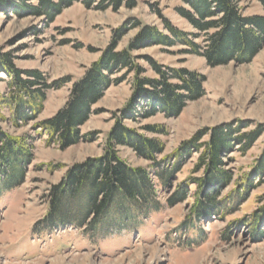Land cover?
Instances as JSON below:
<instances>
[{
	"label": "rangeland",
	"instance_id": "rangeland-1",
	"mask_svg": "<svg viewBox=\"0 0 264 264\" xmlns=\"http://www.w3.org/2000/svg\"><path fill=\"white\" fill-rule=\"evenodd\" d=\"M135 1L134 8L122 5L116 11L87 9L77 2L46 24L42 18L17 16L9 8L0 10L1 54H9L18 69L40 71L47 83L69 78L60 88L45 92L41 110L25 124L15 126L8 108L0 106V130L20 140L30 155V162L22 167L21 179L9 183L5 178L8 170L0 171V264H264V176L254 177V188L244 192L245 182L252 180L250 172L255 161L264 152V132L249 149L244 151L236 145L223 157L221 169L229 172L230 184L216 199L218 208L204 216H195L193 205L200 198L196 200L192 185L184 184L204 174L205 166L194 170L198 153L181 164L169 187H162L152 163L136 156L131 148L117 147L118 155L129 166L147 170L155 183L158 211L150 212L139 229H112L105 236L93 237V241L83 234V229L37 226L48 212V189L61 180L71 165L102 155L114 116L131 96L132 74L111 85L93 106L96 113L80 128V133L89 134L90 140L64 150L56 142H48L47 134L37 126L63 107L72 82L99 58L111 43L113 31L127 20L137 19L166 33L159 18L162 16L185 33H197L177 12L180 6L187 8L183 0ZM237 1L244 16H264L258 0ZM136 33L137 29L129 30L117 43L116 51L124 49ZM202 40L199 36L195 42L203 45ZM181 49L151 46L132 54L139 58L137 63L145 77L155 75L144 57L204 77V95L188 102L177 117L155 114L124 121L126 127L163 144V152L156 159L164 162L165 168L174 165L172 155L179 145L198 131L237 122L248 125L241 133L256 127L264 131V45L249 63L229 62L218 67L208 66L202 57L180 53ZM7 80L0 72V95L5 97L13 93L6 87ZM151 125H158L164 134L146 132L144 127ZM207 140L208 134L200 142ZM186 185L189 192L185 201L168 206L167 199Z\"/></svg>",
	"mask_w": 264,
	"mask_h": 264
},
{
	"label": "trees",
	"instance_id": "trees-1",
	"mask_svg": "<svg viewBox=\"0 0 264 264\" xmlns=\"http://www.w3.org/2000/svg\"><path fill=\"white\" fill-rule=\"evenodd\" d=\"M0 0V10L11 9L17 16L42 18L51 23L61 12L74 3L85 8L118 10L122 5L132 9L135 0ZM264 11V0H258ZM187 8L177 9L197 32L185 33L160 16L163 30L142 24L137 19L122 23L113 31L111 43L102 50L84 74L72 82L68 99L52 117L37 124L48 136V142H56L61 150L90 140L89 134H81L80 128L96 112L92 109L111 85L123 82L132 74L131 96L126 105L114 116V124L108 132L102 155L87 158L71 165L61 180L52 185L45 196L48 212L38 221L43 229H83V234L93 241L95 236H105L112 229H139L144 218L159 210L155 183L146 169L131 167L118 155L117 147H127L136 156L152 163L155 176L162 187H169L171 179L180 170L181 164L192 154L198 153L195 171L205 166L202 177L188 179L184 184L194 187L193 195L200 198L194 203L196 217L206 215L218 208L216 199L222 189L230 184V174L222 170L223 157L239 145L249 149L264 132L262 127L241 133L248 125L243 122L222 124L213 129L198 131L188 141L182 142L173 153L174 165L164 167L157 162L156 155L163 152V144L140 134L124 125L125 120L146 119L155 114L177 117L188 102L198 101L203 95L204 77L186 68H171L161 65L151 57H144L155 77H145L133 52L151 46L173 48L179 46L180 53L204 58L210 67L249 63L264 45V16H244L237 0H183ZM131 29L137 33L127 46L116 51L119 40ZM203 37V45L195 39ZM0 72L8 80L6 87L12 89L9 96L0 95V106H6L15 126L36 118L42 108L45 92L58 89L69 82V78L47 83L43 74L36 70H21L14 66L9 54L0 53ZM122 73L119 77L116 74ZM151 134H164L156 126H146ZM208 140L201 143L203 136ZM29 152L20 140L0 130V171L8 170L5 178L10 183L22 177V167L30 162ZM22 162V163H21ZM21 163V164H20ZM162 163V164H161ZM4 170V171H3ZM17 170L15 179L14 171ZM252 180L244 184V192L253 189L254 177L264 176V152L255 161L250 172ZM13 178L12 180H10ZM188 186L178 188L168 199L172 207L185 201ZM238 195H235V198ZM194 229L193 226L189 227ZM103 238V237H102Z\"/></svg>",
	"mask_w": 264,
	"mask_h": 264
}]
</instances>
